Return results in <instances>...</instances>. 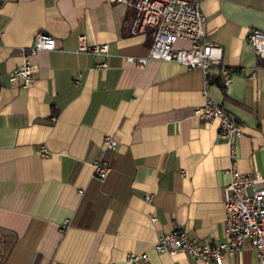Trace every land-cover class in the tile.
Segmentation results:
<instances>
[{"label":"crops","instance_id":"0c3cea01","mask_svg":"<svg viewBox=\"0 0 264 264\" xmlns=\"http://www.w3.org/2000/svg\"><path fill=\"white\" fill-rule=\"evenodd\" d=\"M200 7L207 40L233 71L226 87L212 69L206 79L176 63L129 65L126 57L148 54L153 28L134 33L136 11L117 0H0V264H130L132 254L147 256L137 264H192L153 243L177 228L221 241L228 149L217 123L193 109L207 85L206 96L242 125L238 170L264 179V61L247 42L264 31V0ZM38 33L55 48L35 56L33 86L10 85ZM81 36L108 45V57L76 53ZM106 136L113 152L103 151ZM101 159L112 167L104 183L93 179ZM223 264L259 262L246 243Z\"/></svg>","mask_w":264,"mask_h":264},{"label":"built area","instance_id":"2783aa9c","mask_svg":"<svg viewBox=\"0 0 264 264\" xmlns=\"http://www.w3.org/2000/svg\"><path fill=\"white\" fill-rule=\"evenodd\" d=\"M117 3L132 7L136 11L133 32H143L153 28L152 45L145 57H126L125 61L138 69H144L150 62L176 63L187 70H201L207 79L209 71H217L224 87L232 82L233 71L222 63V49L207 40V18L200 7V0H117ZM1 39V32H0ZM190 45L186 49H176L177 42ZM247 42L255 57L264 61V31L252 30ZM55 48V39L44 33L35 35L30 47L23 50L22 64L9 74L10 85L28 89L36 81L35 56L42 51ZM76 53L93 57H108L106 44L87 45L85 37L78 39ZM104 66V65H103ZM102 66V67H103ZM204 95L205 103L193 109V117L203 123H217L219 139L228 149L229 166L225 171L228 184L224 189L223 206L225 219L220 242L210 243L191 239L181 228L160 236L153 249L159 254H185L192 264H223L228 257L240 253L249 243L256 253L259 264H264V179L251 171L240 172L237 168V140L242 136V125ZM116 141L109 136L103 139V151L113 152ZM39 154L49 155L42 147ZM93 179L104 183L112 171L110 162L97 160L92 163ZM82 195V192H78ZM150 201V198H147ZM152 222L156 220L151 218ZM143 255H128L127 262L137 264Z\"/></svg>","mask_w":264,"mask_h":264},{"label":"trees","instance_id":"16d2710c","mask_svg":"<svg viewBox=\"0 0 264 264\" xmlns=\"http://www.w3.org/2000/svg\"><path fill=\"white\" fill-rule=\"evenodd\" d=\"M5 254L2 255V251L0 249V263L4 260Z\"/></svg>","mask_w":264,"mask_h":264}]
</instances>
